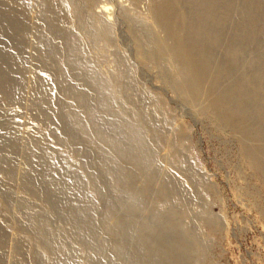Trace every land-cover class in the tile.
Listing matches in <instances>:
<instances>
[{
	"label": "bare ground",
	"instance_id": "bare-ground-1",
	"mask_svg": "<svg viewBox=\"0 0 264 264\" xmlns=\"http://www.w3.org/2000/svg\"><path fill=\"white\" fill-rule=\"evenodd\" d=\"M111 1L114 8L108 0H0V121L20 112L11 106L28 105L22 134L24 181L18 190L42 201V211L51 216L31 231L44 259L34 262L28 249L29 259L32 264H76L102 242L87 258L89 264H201L206 246L198 233L172 217L178 210L191 217L181 185L191 190L198 218L210 213L199 204L202 176H196L188 158L166 161V170L155 166L167 131L176 129L169 128L164 101L147 88L146 68L189 110L236 133L240 153L264 178V0ZM107 59L112 69L105 72ZM62 97L67 103L62 104ZM63 108L66 117L55 118ZM52 123L57 136L48 131ZM82 141L92 151L80 148ZM17 147L13 137L0 140V180L6 184L14 179ZM152 166L158 179L153 175L140 181ZM100 168L109 170L118 192L107 203ZM80 176L88 181L82 183ZM153 178L157 195L151 189L148 196ZM125 194L134 199L124 207L127 216H120L115 209ZM151 194L158 205L152 215H140ZM4 195L0 191L1 209L6 207ZM165 204L175 208L161 209ZM137 217L146 221L135 248L145 251L125 260L129 220ZM99 222L110 228V241H101Z\"/></svg>",
	"mask_w": 264,
	"mask_h": 264
},
{
	"label": "rangeland",
	"instance_id": "rangeland-1",
	"mask_svg": "<svg viewBox=\"0 0 264 264\" xmlns=\"http://www.w3.org/2000/svg\"><path fill=\"white\" fill-rule=\"evenodd\" d=\"M108 2L114 8L112 1L108 0ZM113 8L111 9L112 11ZM142 11L143 6L141 5L140 12ZM144 17L148 18L143 15V18ZM111 64L112 62H110V59H107L106 62L104 61L102 64L103 70L105 72L110 71L112 69ZM153 71V69L146 68V77L148 78V80H146V83L148 84L147 88L150 87L148 90L156 92L160 96L161 100L164 101L163 109L167 114L166 116L169 117V128L176 129V133H172L170 130L167 131L164 140L160 144L161 146H159V152L156 155L154 164L157 168L166 170L170 160L173 163H176L177 161H186L188 158L186 162L191 164V168L193 171L195 170L194 173L198 172L196 176L198 174V178L202 176L199 179L203 184L204 195L201 200L199 199V204L201 206H205L210 212L208 215H205V217L198 218V216L194 213V209L196 208L194 205L195 203L192 204V200L195 199L191 198L189 194L191 190L188 189L187 186L185 187L181 185L182 191L185 195L184 201L186 202V206H188V208H190L193 212L190 211L189 215H191V217H185L182 210L180 212V210L177 209L178 211L175 212V215H173V217L171 216L173 221L176 223H185L186 225L188 223L193 227L191 232L194 231L196 234L198 233L196 236L200 242L206 246V255L201 264H264V178L259 176V174V178L257 177L255 169L248 164L243 155L240 153V140L236 133L234 134L233 131L220 128L210 118V116L200 115L192 110H189V108L184 106V104L176 97L175 92L164 84L159 78V75ZM24 92L27 95L25 89ZM115 96L116 94L114 92L109 94L110 98H114ZM61 101L62 104L67 103L64 97L61 98ZM11 107L16 108L20 112L16 116H7L5 121H0V140L13 137L18 142V147L14 150L16 163L13 168V182H11V184H6L4 181L2 182L0 180V191L7 197L4 199L7 200L5 201L6 207L4 206V209H8L4 210L2 206V209L0 208V264H32L29 259L28 249L33 251L32 257L34 262L35 259L41 262V260L44 259L43 257H45L41 246H39L38 243H36V240L31 236V231L33 230L32 228L35 224H42V222L46 219H51V216H47V214L42 211V201L31 200L18 190L19 185H21L24 181L22 165L24 164L23 162L27 152L22 144V134L24 131L23 125L28 120L30 109H28L29 107L26 102ZM2 108L4 107L0 104V110L4 111ZM80 111L82 110L78 109L77 112L81 114L82 112ZM65 115V109L63 108L58 110L54 114V117L62 119L63 117H66ZM12 122L14 124H12ZM65 123L66 127L78 132L76 126H74L71 122L70 124L69 122L67 123V121ZM15 124L17 125V128L15 130L11 129ZM56 125L57 124L55 123L48 124V131H52L51 134H55L54 136H57L58 133H60L59 130H57ZM172 143L173 145H176L174 148L175 150L172 148ZM78 144L80 148L85 147L88 151H92L91 144H87L86 141L79 142ZM178 148L180 149L178 152L180 156L177 153L179 150ZM181 149H183V152ZM173 152L177 154L175 157L171 156ZM69 169L74 170L73 165ZM155 169L156 168L152 166L151 170H148L145 175H143L144 177L141 175L140 181H145L148 177L152 178L153 175L156 177L157 175L155 174L157 172ZM100 171L104 178L105 195L103 198L104 202L107 203L116 199L118 192L112 188L108 172L109 170L100 168ZM156 178L158 179V177ZM156 178H153L154 182L151 186H148L150 188H147V190L149 189L146 191L149 194L148 196H150L151 189V192L153 194L155 193V196L157 195L156 189L158 186ZM79 180L84 183L88 181V178H86V176H80ZM140 183L141 182L138 183V190H142ZM153 184L154 186H152ZM153 194H151L152 199L143 204V208L146 210H144L143 213H140V215H152L150 214V210H153L154 207L158 205L155 200L156 198H153L154 196H152ZM133 199L134 197L132 195L125 194L123 197L124 201H119L120 203L117 202L118 207L115 209L118 210L117 214L120 216H127V212L124 213L125 211H123L125 210L124 207L127 206L126 204L129 205L132 203ZM196 204L198 203L196 202ZM164 207L166 210L175 208L172 204L162 205L161 209L165 210ZM40 213L43 215L36 218V214ZM181 214L184 219H181ZM169 215L170 214L168 213L167 216ZM58 217H64V215L60 214ZM205 218L208 220L206 221ZM145 219L146 218L144 217H137L133 220H129L132 223L131 232L127 238L129 248L126 249L123 259L129 260L133 253L145 251L142 247L135 248V244L141 236V225L143 224V221H146ZM149 220L152 221L153 219H148V221ZM154 221H157L158 223L160 221L162 222L161 219ZM20 226L27 228V234L18 230L20 229ZM96 226V229L101 235V241H110L113 238L109 231L110 228L106 225L99 222ZM187 232H190V230ZM19 239H24L25 243L23 240L19 243ZM197 242L198 241H196V243ZM21 244H23L22 249ZM95 245L96 246L94 248L92 246V249L85 256L83 255L78 257L75 260L77 261L75 263L89 264V258L94 256L95 249L99 246L102 247L103 243L99 242ZM124 264L127 263L124 262Z\"/></svg>",
	"mask_w": 264,
	"mask_h": 264
}]
</instances>
